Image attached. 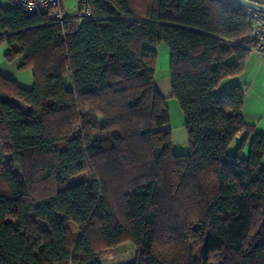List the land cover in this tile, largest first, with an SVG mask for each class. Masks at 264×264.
<instances>
[{
    "label": "trees",
    "instance_id": "obj_1",
    "mask_svg": "<svg viewBox=\"0 0 264 264\" xmlns=\"http://www.w3.org/2000/svg\"><path fill=\"white\" fill-rule=\"evenodd\" d=\"M88 4L92 18L62 24L0 9L6 60L33 75H0V264H102L126 242L128 264H264V137L244 89L219 91L245 70L249 15L227 0ZM161 43L186 153L156 87Z\"/></svg>",
    "mask_w": 264,
    "mask_h": 264
},
{
    "label": "crops",
    "instance_id": "obj_2",
    "mask_svg": "<svg viewBox=\"0 0 264 264\" xmlns=\"http://www.w3.org/2000/svg\"><path fill=\"white\" fill-rule=\"evenodd\" d=\"M261 2L264 3V0H261ZM11 6L9 0H0V9H8ZM2 34L3 32L0 30V36ZM159 46L160 44L156 47V51ZM8 50L9 47L6 42L0 44V75L13 80L23 88H31L33 86L32 71L30 69H19V65L22 63V57H17L11 61L6 60ZM162 53V58H159L160 55L157 53L155 71L156 87L160 94L166 98V105L170 114L169 128L172 135L173 150L175 153H186L188 146L183 115L178 102L170 97V57L168 49L167 51L162 49ZM159 71L162 74V76H160L162 78L157 80L156 77ZM233 84L240 85L244 89V102L242 106V117L244 122L248 125H252L254 132L264 137V60H261L255 51L252 50L247 57L244 72L237 77L225 80L219 91L223 92ZM20 104L24 106L22 103ZM246 135V130L239 131L233 140L234 144L236 145L238 141L245 138ZM249 138L243 149L245 154L249 148ZM183 145H185V147L179 148V146ZM261 166L264 168V159H262Z\"/></svg>",
    "mask_w": 264,
    "mask_h": 264
},
{
    "label": "built area",
    "instance_id": "obj_3",
    "mask_svg": "<svg viewBox=\"0 0 264 264\" xmlns=\"http://www.w3.org/2000/svg\"><path fill=\"white\" fill-rule=\"evenodd\" d=\"M12 6L22 9L25 15L46 14L50 19H54L62 24L65 16L62 12V0H9ZM80 13L71 20L75 23L92 18L88 0H77ZM234 4V3H233ZM234 6H239L234 4ZM246 12L252 22L251 38L254 41L253 51L261 60H264V13L257 10L239 6ZM79 127H75L74 131H78Z\"/></svg>",
    "mask_w": 264,
    "mask_h": 264
},
{
    "label": "rangeland",
    "instance_id": "obj_4",
    "mask_svg": "<svg viewBox=\"0 0 264 264\" xmlns=\"http://www.w3.org/2000/svg\"><path fill=\"white\" fill-rule=\"evenodd\" d=\"M61 6H62V12L65 16H74L77 14V11L79 10V3L77 0H62L61 1ZM162 49L165 51H167V48L164 44H160V46L157 48V53H159L160 57L162 58ZM168 55V53H167ZM162 74L160 73V71L157 73V80H160L162 77ZM185 147V145L183 146H179V148ZM234 147L235 144L234 142H232L228 148L229 152H233L234 151ZM188 151V149L186 150V152ZM89 174L85 173L81 176H79L77 179L82 180L85 178H88ZM172 219L171 217V213L170 212H166L163 214L162 217V222L163 223H169L170 220ZM76 228H74L75 230ZM125 255V257L123 259H121L120 261H117L118 263H114V261L111 258V255ZM136 257V250L135 248L132 246V244H130L129 242L124 243L123 245L113 248L111 250L105 251L103 253L100 254V261L102 264H128L131 263Z\"/></svg>",
    "mask_w": 264,
    "mask_h": 264
},
{
    "label": "water",
    "instance_id": "obj_5",
    "mask_svg": "<svg viewBox=\"0 0 264 264\" xmlns=\"http://www.w3.org/2000/svg\"><path fill=\"white\" fill-rule=\"evenodd\" d=\"M227 1L237 4L239 6L248 7L264 13V3H262L261 0H227Z\"/></svg>",
    "mask_w": 264,
    "mask_h": 264
},
{
    "label": "bare ground",
    "instance_id": "obj_6",
    "mask_svg": "<svg viewBox=\"0 0 264 264\" xmlns=\"http://www.w3.org/2000/svg\"><path fill=\"white\" fill-rule=\"evenodd\" d=\"M125 257V255L123 254H117V255H111L112 260L114 261V263H118L117 261H120L121 259H123Z\"/></svg>",
    "mask_w": 264,
    "mask_h": 264
}]
</instances>
